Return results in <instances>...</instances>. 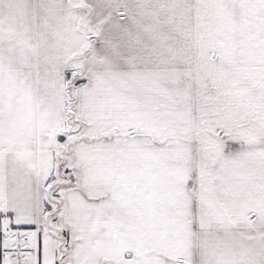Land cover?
Here are the masks:
<instances>
[{"label": "snow or ice", "instance_id": "snow-or-ice-1", "mask_svg": "<svg viewBox=\"0 0 264 264\" xmlns=\"http://www.w3.org/2000/svg\"><path fill=\"white\" fill-rule=\"evenodd\" d=\"M0 264H264V0H0Z\"/></svg>", "mask_w": 264, "mask_h": 264}]
</instances>
